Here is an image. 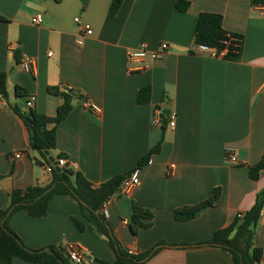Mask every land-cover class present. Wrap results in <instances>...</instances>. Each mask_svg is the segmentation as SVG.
Returning a JSON list of instances; mask_svg holds the SVG:
<instances>
[{
	"label": "crops",
	"instance_id": "crops-1",
	"mask_svg": "<svg viewBox=\"0 0 264 264\" xmlns=\"http://www.w3.org/2000/svg\"><path fill=\"white\" fill-rule=\"evenodd\" d=\"M182 1L190 4L184 13L176 10L178 0H125L112 16L111 0H0V73L7 77L8 91L7 97H0V210L10 206L13 191L52 182L48 162L32 150L31 132L14 111L56 117L63 99L49 92L51 88L71 86L74 97L71 114L57 128L56 149L46 156L57 163L64 157L67 168L96 186L133 172L164 139L160 153L151 158L153 164L141 168V184L110 201L109 237L89 228L75 199L55 196L46 217L34 219L21 211L10 219L26 247L39 251L79 246L87 250L85 264H113L117 254L112 239L134 255L160 242L197 245L249 212L258 193L264 192V173L258 181L248 176L264 155V17L256 8L264 0ZM38 14L44 17L40 26L32 23ZM202 14L221 15L224 30L242 36L239 61L198 52L194 32ZM78 17L91 26V37H83ZM163 43L170 45L168 54L131 70L129 51L142 44L157 51ZM27 56L36 61L34 74L21 67ZM147 86L151 99L140 105L138 94ZM18 87L26 91L25 98L17 97ZM31 96L34 106L27 108ZM84 101L102 107L103 114L85 111ZM156 110L164 112L159 127L153 126ZM172 112L178 117L174 130L168 127ZM228 150L240 164H230ZM18 151L24 156L12 164L10 158ZM215 189L222 192L214 208L177 222L178 210L208 200ZM136 208L148 210L153 219L143 221L149 229L134 234ZM73 218L83 222L84 233ZM254 243L264 254V211ZM147 264L235 263L222 249L190 247L164 248Z\"/></svg>",
	"mask_w": 264,
	"mask_h": 264
},
{
	"label": "trees",
	"instance_id": "trees-1",
	"mask_svg": "<svg viewBox=\"0 0 264 264\" xmlns=\"http://www.w3.org/2000/svg\"><path fill=\"white\" fill-rule=\"evenodd\" d=\"M125 0H111L109 12L112 16L118 14ZM257 3V0H255ZM188 2L178 0L177 11L184 13L189 9ZM195 43L197 46H207L210 49L217 50L222 59L226 61L237 62L243 53V38L240 35L228 34L223 28V19L221 15L202 14L199 16L194 32ZM51 93H58L63 99V104L58 108L57 116L48 118L38 115L31 111L29 114H22L20 110L14 111L22 117L31 132V148L41 155L48 162V166H53L49 162L46 152L56 149L57 145V128L73 110L74 91L55 90L51 88ZM7 77L0 73V97H7ZM152 90L147 86L140 90L137 102L140 105L147 104L151 99ZM26 91L20 87L17 88V97L25 98ZM50 126H53L50 129ZM164 139L155 145L139 162L137 168H142L150 162L151 158L160 153ZM64 158V157H60ZM132 173V172H131ZM131 173L118 175L109 182L96 186L86 180L80 172L71 168H64V171L58 173L53 166L52 182L47 187L31 186L25 190H15L10 194V206L7 209L0 210V263L13 264L15 260H22L32 264H74L69 259L68 248L50 246L52 253L45 250L34 251L24 245L20 238L14 233L9 225L10 219L21 211H26L34 219L46 217L48 214L50 201L55 196H70L75 199L81 208V216L86 220L90 229L95 230L99 235L109 237L111 228L103 212L105 202L112 199L125 179ZM264 173V155L261 161L251 166L248 170V176L252 181H258L261 174ZM221 190L215 189L211 197L196 205L189 206L177 211L176 220L179 223L194 220L199 215L214 208L221 199ZM264 211V192L258 193L253 208L244 214L240 219L239 215L235 216L232 223L224 230H221L204 243L193 244H170L160 242L155 245L149 252L142 255H134L125 250L117 239L110 240V246L117 254L116 261L113 264H147L164 248H200L215 247L229 252L235 264H262L263 251L258 248L254 239L257 235L260 216ZM153 216L148 210L135 209L132 217L131 228L136 234L140 229H149L151 226L143 221H152ZM73 223L79 230L84 233L87 229L82 221L78 218L72 219ZM101 264L103 263L98 260ZM85 264V263H84Z\"/></svg>",
	"mask_w": 264,
	"mask_h": 264
},
{
	"label": "built area",
	"instance_id": "built-area-1",
	"mask_svg": "<svg viewBox=\"0 0 264 264\" xmlns=\"http://www.w3.org/2000/svg\"><path fill=\"white\" fill-rule=\"evenodd\" d=\"M256 8L259 10L258 11L259 14L264 17V3L258 4ZM43 19H44L43 15L38 14L32 18V23L34 25L40 26L43 23ZM75 22L83 31L84 38L91 37L93 35L91 26L85 25V23L82 21L81 18L79 17L76 18ZM78 43L80 45H83L84 39L82 38L81 40L78 41ZM197 49L200 54H206L210 57H221L222 58V56H224L225 54L224 53L222 55L221 54L219 55L217 50L210 49L207 46H197ZM169 50H170V45L168 43L161 44L159 50L157 51H153V49H151L147 44H142L139 48L129 51L127 53V61L132 71H139L147 63V61L151 60L152 62H155L159 60L160 58H162L164 55L168 54ZM48 55L51 56L52 53H49ZM21 67L27 74L36 73V61L29 56L24 57L22 59ZM65 90L71 92V91H74V88L69 86V87H66ZM34 102H35V97L33 96L29 97L26 102V107L32 108L34 106ZM83 107L85 111H88L94 114L95 116H101L103 114L102 107L92 102L84 101ZM163 117H164V112L162 110H156L154 112L153 126L154 127L161 126ZM177 119H178L177 114L172 112L170 114V122L168 124L169 129L174 130L176 128ZM23 156H24L23 152H19V151L15 152L14 154H12L10 161L12 162V164H14L16 161L21 160ZM227 156H228V161L230 162V164L232 165L240 164L233 150H228ZM148 164L152 165L153 163L150 160ZM66 165H68L66 160L60 159L58 161V167L60 169H64ZM174 168L175 166L172 167V169ZM46 171L47 173L52 174L53 166H48L46 168ZM140 184H141V169L136 168L135 170H133L131 175L123 181L122 186L120 187L116 195L112 199L104 203L102 213L105 215V217L106 218L108 217L107 212H108L110 201H112L116 196L128 194L130 191L137 188ZM243 216L244 215H239V218L241 219ZM68 252H69V259L74 264H84L85 263V259L88 255L87 250L85 248L79 247V246H70L68 248Z\"/></svg>",
	"mask_w": 264,
	"mask_h": 264
},
{
	"label": "water",
	"instance_id": "water-1",
	"mask_svg": "<svg viewBox=\"0 0 264 264\" xmlns=\"http://www.w3.org/2000/svg\"><path fill=\"white\" fill-rule=\"evenodd\" d=\"M45 154H46L47 156L49 155L48 152H46ZM50 160H51V162L54 163V167H55V169H56V171H57L58 173H61V172L64 171V169H60V168L58 167V163L55 162V160H54L53 158H50ZM65 168H67V167H65ZM103 239L106 240V241L108 240L106 237H103ZM45 252H47V253H52V251H51L49 248H47V249L45 250Z\"/></svg>",
	"mask_w": 264,
	"mask_h": 264
}]
</instances>
